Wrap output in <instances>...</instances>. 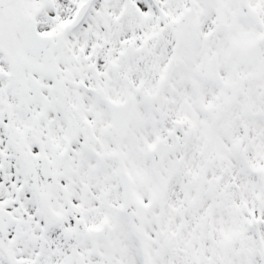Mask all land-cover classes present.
I'll list each match as a JSON object with an SVG mask.
<instances>
[{"label": "snow or ice", "instance_id": "1", "mask_svg": "<svg viewBox=\"0 0 264 264\" xmlns=\"http://www.w3.org/2000/svg\"><path fill=\"white\" fill-rule=\"evenodd\" d=\"M0 264H264V0H0Z\"/></svg>", "mask_w": 264, "mask_h": 264}]
</instances>
